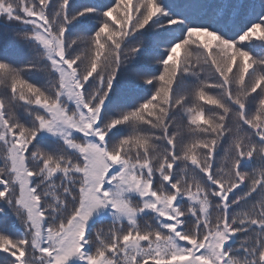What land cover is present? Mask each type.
<instances>
[{
  "label": "snow or ice",
  "instance_id": "snow-or-ice-1",
  "mask_svg": "<svg viewBox=\"0 0 264 264\" xmlns=\"http://www.w3.org/2000/svg\"><path fill=\"white\" fill-rule=\"evenodd\" d=\"M0 264H264V0H0Z\"/></svg>",
  "mask_w": 264,
  "mask_h": 264
},
{
  "label": "trees",
  "instance_id": "trees-1",
  "mask_svg": "<svg viewBox=\"0 0 264 264\" xmlns=\"http://www.w3.org/2000/svg\"><path fill=\"white\" fill-rule=\"evenodd\" d=\"M72 2L76 5L82 4V3H89V2H94V0H72ZM238 31V29H237ZM230 35H235V31L231 32ZM245 44H247V42H245ZM154 62H152L149 67H154ZM251 71V70H250ZM247 79V77H246ZM207 107V106H206Z\"/></svg>",
  "mask_w": 264,
  "mask_h": 264
}]
</instances>
